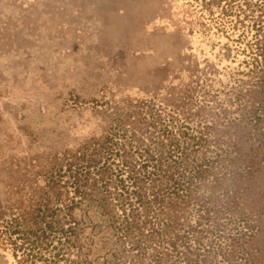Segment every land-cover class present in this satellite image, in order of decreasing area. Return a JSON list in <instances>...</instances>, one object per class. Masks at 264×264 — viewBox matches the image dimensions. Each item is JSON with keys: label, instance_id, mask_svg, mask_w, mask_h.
Listing matches in <instances>:
<instances>
[{"label": "rangeland", "instance_id": "1", "mask_svg": "<svg viewBox=\"0 0 264 264\" xmlns=\"http://www.w3.org/2000/svg\"><path fill=\"white\" fill-rule=\"evenodd\" d=\"M263 24L258 0H0V220L17 199L41 194L62 152L114 126L147 133L137 111L153 105L210 123L259 161L264 142L252 135L264 120L247 123L237 95L253 84L246 100H259L248 73ZM258 165L240 186L253 212L264 208ZM74 217L73 237H95L96 253L116 245L85 227L81 209ZM16 237L0 232V264H20Z\"/></svg>", "mask_w": 264, "mask_h": 264}, {"label": "trees", "instance_id": "2", "mask_svg": "<svg viewBox=\"0 0 264 264\" xmlns=\"http://www.w3.org/2000/svg\"><path fill=\"white\" fill-rule=\"evenodd\" d=\"M258 4L264 7V0ZM252 49L248 74L259 100H246L248 91L251 97L256 91L253 84H245L237 99L251 110L247 123L259 125L264 120L260 31ZM235 82L240 85L241 79ZM137 113L147 133L137 137L114 126L62 152L41 194L7 207L0 232L17 235L20 264H264V208L247 209L240 187H248L258 164L264 165V153L257 161L255 149L242 152L239 143L214 135L210 123L192 124L167 106ZM262 128L261 137L252 135L259 142ZM76 208L84 212L85 227L111 233L112 249L96 253L95 237H73L79 229Z\"/></svg>", "mask_w": 264, "mask_h": 264}]
</instances>
